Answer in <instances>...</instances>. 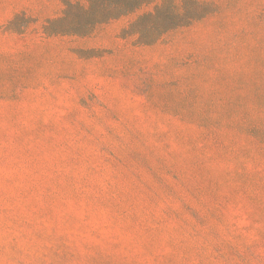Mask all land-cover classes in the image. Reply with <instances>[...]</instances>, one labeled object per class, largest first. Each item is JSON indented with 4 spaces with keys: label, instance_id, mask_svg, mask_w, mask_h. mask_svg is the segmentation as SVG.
Returning <instances> with one entry per match:
<instances>
[{
    "label": "rangeland",
    "instance_id": "obj_1",
    "mask_svg": "<svg viewBox=\"0 0 264 264\" xmlns=\"http://www.w3.org/2000/svg\"><path fill=\"white\" fill-rule=\"evenodd\" d=\"M0 264H264V0H0Z\"/></svg>",
    "mask_w": 264,
    "mask_h": 264
}]
</instances>
